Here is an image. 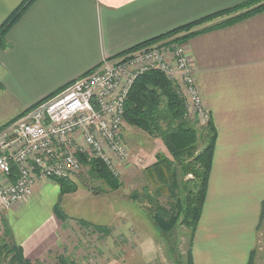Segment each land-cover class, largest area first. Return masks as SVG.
<instances>
[{
  "label": "crops",
  "instance_id": "1",
  "mask_svg": "<svg viewBox=\"0 0 264 264\" xmlns=\"http://www.w3.org/2000/svg\"><path fill=\"white\" fill-rule=\"evenodd\" d=\"M25 1L0 0V27ZM248 1L35 0L0 48V131L105 60ZM226 20L194 29L186 43L217 133L194 264H257L264 242V10L216 26ZM53 186L60 195L48 199ZM62 196L42 182L0 215L3 236L25 257L62 244Z\"/></svg>",
  "mask_w": 264,
  "mask_h": 264
},
{
  "label": "built area",
  "instance_id": "2",
  "mask_svg": "<svg viewBox=\"0 0 264 264\" xmlns=\"http://www.w3.org/2000/svg\"><path fill=\"white\" fill-rule=\"evenodd\" d=\"M177 39L105 60L3 129L0 215L32 196L42 182L76 178L84 171L83 157L103 162L119 177L134 158L123 136L125 104L136 80L151 70L178 87L188 119L208 123L187 45Z\"/></svg>",
  "mask_w": 264,
  "mask_h": 264
},
{
  "label": "rangeland",
  "instance_id": "3",
  "mask_svg": "<svg viewBox=\"0 0 264 264\" xmlns=\"http://www.w3.org/2000/svg\"><path fill=\"white\" fill-rule=\"evenodd\" d=\"M193 125L200 137L205 136L201 124ZM203 125L207 126V123ZM123 128L125 143L134 158L129 165L121 167L116 178L119 188L115 191L92 179L89 168L84 166L83 173L72 180L75 189L62 196L58 208L66 230L62 244L54 245L40 259L23 255L24 260L31 264L65 261L69 264H187L194 243L192 232L179 224L172 237L159 232L153 220L156 206L167 207L166 223L174 216L170 218L168 213L171 211L166 206L168 195L157 196V182L143 172L156 162L157 155L169 154L160 140L126 124ZM203 145L202 138L199 150ZM59 193V188L53 186L47 192V198H58ZM147 196L153 197V201L150 202ZM91 225L103 226L107 234L96 232ZM3 228H0V248L10 243L8 236H3ZM261 247L264 250V242L258 244L257 264H264V258H259ZM9 251L4 249L0 254V264H18L14 260L15 254H9Z\"/></svg>",
  "mask_w": 264,
  "mask_h": 264
},
{
  "label": "trees",
  "instance_id": "4",
  "mask_svg": "<svg viewBox=\"0 0 264 264\" xmlns=\"http://www.w3.org/2000/svg\"><path fill=\"white\" fill-rule=\"evenodd\" d=\"M34 2L35 0H26L0 27V48L7 47L6 36L8 32L19 22ZM262 10H264V0H251L145 42L118 57L175 37H178V43H187V39L196 33L192 32L196 28L227 17L224 23L216 26L230 24ZM206 29L210 28L204 30ZM183 33H186V35H180ZM124 122L128 127L141 130L154 139L160 140L169 154V156L157 155L156 162L143 171L153 182H157V196L165 197L168 195L166 197L167 201L169 198V202L166 206L171 208V211H168L170 218L171 215L174 216L166 223L167 207H161L159 204L156 206L157 211L153 216V220L159 232L166 237H172L179 224L180 227L192 232L191 241H193L203 215L212 173L217 133L211 120L208 121L207 126L200 127L206 131L205 136L200 137L198 130L193 125L200 124V121L197 118H187L186 103L179 94L178 87L162 72L151 70L141 75L132 87L125 104ZM202 138L204 145L199 150ZM82 162L85 167L89 168V175L92 179L102 182L112 190L116 191L119 188L118 179L110 173L103 162L87 157H83ZM55 182L59 185L62 195L75 189L72 180ZM147 199L150 202L153 201V197L147 196ZM91 227L96 232L101 231L102 234H107L104 232L103 226L91 225ZM8 238L10 239L9 234ZM2 247L0 248V254L4 249H9V254H15L14 260L16 263L31 264L29 261L24 260L22 250L11 242L8 246L3 245ZM61 264H69V262L65 261ZM187 264H194L191 249Z\"/></svg>",
  "mask_w": 264,
  "mask_h": 264
}]
</instances>
